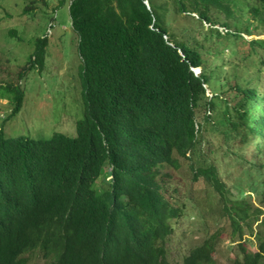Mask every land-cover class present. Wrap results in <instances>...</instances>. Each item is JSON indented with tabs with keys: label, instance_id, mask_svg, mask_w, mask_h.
Wrapping results in <instances>:
<instances>
[{
	"label": "trees",
	"instance_id": "16d2710c",
	"mask_svg": "<svg viewBox=\"0 0 264 264\" xmlns=\"http://www.w3.org/2000/svg\"><path fill=\"white\" fill-rule=\"evenodd\" d=\"M170 1L171 9L167 0L69 1L85 115L75 136L5 137L0 131V264H27L24 254L36 249L48 264H172V222L195 197L182 191L184 177L172 171L183 159L194 183L204 180L219 194L235 231L241 221L259 218L262 209L245 191L261 188L264 202V38L245 35L264 29V0ZM175 12L200 25L198 37L190 30L188 41L175 35L168 19ZM201 38L242 40L249 46L245 56L257 54L261 67L215 63L211 44ZM46 47L47 38H38L30 59L43 64ZM23 100L22 90L14 92L12 114ZM208 129L228 145L241 139L243 148L231 150L250 186L239 197L205 155ZM216 238L192 248L183 264H215ZM263 258L264 241L233 264Z\"/></svg>",
	"mask_w": 264,
	"mask_h": 264
},
{
	"label": "rangeland",
	"instance_id": "374dc122",
	"mask_svg": "<svg viewBox=\"0 0 264 264\" xmlns=\"http://www.w3.org/2000/svg\"><path fill=\"white\" fill-rule=\"evenodd\" d=\"M69 1L64 0L61 4L62 0H0V131L5 137L47 139L57 132L76 135L77 124L84 118L86 105L81 76L82 59L78 50L79 37L72 27ZM167 5L172 8L170 0H167ZM168 19L172 31L180 39L188 41L189 30L190 36L198 37L200 25L187 13L175 12ZM204 26L203 31L206 32L209 24L204 23ZM216 27L223 30L219 25ZM44 37L47 38V47L42 64L30 58L35 54L36 40ZM245 37L248 40L263 39L264 29ZM214 38L211 41L204 38L201 40L208 46L211 44L213 53L208 55L215 63L227 61L228 69H232L234 63L238 64L239 69L247 67L255 70L261 67L257 63V54L245 56L249 46L243 44L242 40L231 45L226 40L214 43ZM216 47L221 50L218 55L215 54ZM29 65L32 67L20 76L23 68ZM198 71L199 68L197 73H200ZM238 72L242 73L241 70ZM20 90L24 92L23 105L18 113L12 114L14 92ZM207 94L212 96L210 90ZM216 111L211 110L213 114ZM203 137L206 157L217 166L221 178L233 194L239 197V192L247 184L243 176L245 166L240 156L232 154L231 148L235 150L237 146L241 150V139L235 142L232 139L228 145L225 136H218L211 129L205 131ZM250 152L248 147V158H251ZM188 164L183 159L180 169H172L177 178L184 177L181 181L182 191L186 194L193 191L195 197L187 203L184 215L172 222L173 234L167 240L170 262L183 264L192 248L202 244L212 234L218 237L213 254L215 264H233L236 259L243 262L244 251L256 252L264 241L261 188L245 191L248 201L262 209L259 218L251 217L241 221V229L235 231L231 219L222 211L219 194L204 180L194 183ZM247 185L250 186V183ZM24 256L27 264L49 262L39 249L29 251ZM260 264H264V258Z\"/></svg>",
	"mask_w": 264,
	"mask_h": 264
},
{
	"label": "clouds",
	"instance_id": "9594fccd",
	"mask_svg": "<svg viewBox=\"0 0 264 264\" xmlns=\"http://www.w3.org/2000/svg\"><path fill=\"white\" fill-rule=\"evenodd\" d=\"M194 71L197 73V68H194Z\"/></svg>",
	"mask_w": 264,
	"mask_h": 264
},
{
	"label": "water",
	"instance_id": "95a60500",
	"mask_svg": "<svg viewBox=\"0 0 264 264\" xmlns=\"http://www.w3.org/2000/svg\"><path fill=\"white\" fill-rule=\"evenodd\" d=\"M146 3H148V2H146ZM200 70V69H199ZM198 72H200V71H198Z\"/></svg>",
	"mask_w": 264,
	"mask_h": 264
}]
</instances>
